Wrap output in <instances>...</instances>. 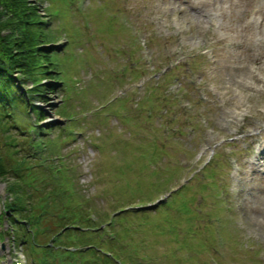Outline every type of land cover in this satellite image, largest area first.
I'll return each mask as SVG.
<instances>
[{
  "label": "rangeland",
  "instance_id": "1",
  "mask_svg": "<svg viewBox=\"0 0 264 264\" xmlns=\"http://www.w3.org/2000/svg\"><path fill=\"white\" fill-rule=\"evenodd\" d=\"M167 1L44 0L64 48L60 88L31 97L43 136L63 141L52 159L77 164L102 222L111 206L155 205L105 227L119 264H264V173L249 154L264 144V66H254L264 42L248 20L257 0ZM1 216L0 264H27Z\"/></svg>",
  "mask_w": 264,
  "mask_h": 264
},
{
  "label": "trees",
  "instance_id": "2",
  "mask_svg": "<svg viewBox=\"0 0 264 264\" xmlns=\"http://www.w3.org/2000/svg\"><path fill=\"white\" fill-rule=\"evenodd\" d=\"M46 12L44 0H0V131L7 145L0 152V176L10 171L5 191L11 195L1 201L0 216L10 226L2 232L10 230L27 264H119L104 249L105 227L115 215L146 207L111 206L115 214L102 222L104 213L76 178L77 164L71 158L56 164L52 159L63 141L43 136L49 129L40 124L43 109L31 101L44 99L47 86L59 89L61 83L54 58L64 42H55L59 35ZM10 127L17 130L9 132L13 136L7 133Z\"/></svg>",
  "mask_w": 264,
  "mask_h": 264
},
{
  "label": "bare ground",
  "instance_id": "3",
  "mask_svg": "<svg viewBox=\"0 0 264 264\" xmlns=\"http://www.w3.org/2000/svg\"><path fill=\"white\" fill-rule=\"evenodd\" d=\"M168 4V1L167 0H164V2H163V4ZM169 5V4H168ZM157 7V6H156ZM179 7H180V9H182V7H181V4L179 3ZM192 8V7H191ZM183 10V9H182ZM260 15H263L262 17H264V11H261V12H258ZM257 13V14H258ZM259 25H261V26H263V28H264V23L263 22H261ZM260 28V26L258 27V29ZM262 152V151H261ZM250 178H252V177H250Z\"/></svg>",
  "mask_w": 264,
  "mask_h": 264
}]
</instances>
